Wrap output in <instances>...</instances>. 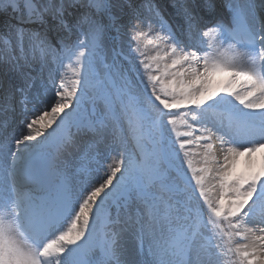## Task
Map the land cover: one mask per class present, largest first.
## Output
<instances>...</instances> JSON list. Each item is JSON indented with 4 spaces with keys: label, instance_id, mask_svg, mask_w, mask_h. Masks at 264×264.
I'll return each mask as SVG.
<instances>
[{
    "label": "snow or ice",
    "instance_id": "6c2138e0",
    "mask_svg": "<svg viewBox=\"0 0 264 264\" xmlns=\"http://www.w3.org/2000/svg\"><path fill=\"white\" fill-rule=\"evenodd\" d=\"M258 152L264 0H0V264H264Z\"/></svg>",
    "mask_w": 264,
    "mask_h": 264
},
{
    "label": "bare ground",
    "instance_id": "6f19581e",
    "mask_svg": "<svg viewBox=\"0 0 264 264\" xmlns=\"http://www.w3.org/2000/svg\"><path fill=\"white\" fill-rule=\"evenodd\" d=\"M215 79H213V84H216V82L214 81Z\"/></svg>",
    "mask_w": 264,
    "mask_h": 264
}]
</instances>
